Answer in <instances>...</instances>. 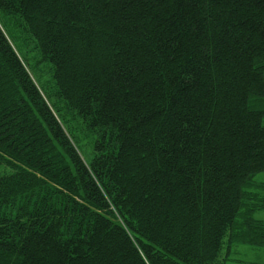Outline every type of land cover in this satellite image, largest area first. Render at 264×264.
Segmentation results:
<instances>
[{"label":"trees","instance_id":"16d2710c","mask_svg":"<svg viewBox=\"0 0 264 264\" xmlns=\"http://www.w3.org/2000/svg\"><path fill=\"white\" fill-rule=\"evenodd\" d=\"M261 171L264 0H0V264H225Z\"/></svg>","mask_w":264,"mask_h":264},{"label":"rangeland","instance_id":"374dc122","mask_svg":"<svg viewBox=\"0 0 264 264\" xmlns=\"http://www.w3.org/2000/svg\"><path fill=\"white\" fill-rule=\"evenodd\" d=\"M14 42L19 53L26 59V62L34 78L37 80L43 90L49 93L54 86L50 65L40 60L39 56H33L32 59L29 58L30 53H35L31 50V44H34L33 40L29 37V35L26 37L24 33H22L17 39L14 40ZM81 146L84 156L88 158L90 149L85 145ZM252 182L254 183L252 190L264 197V187L255 186H264V171L255 174L252 178ZM253 201L254 200H252V202ZM252 216L254 219L264 222V209L254 211ZM225 264H264V247L235 245L231 250L230 258L228 261H225Z\"/></svg>","mask_w":264,"mask_h":264}]
</instances>
